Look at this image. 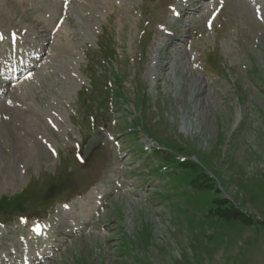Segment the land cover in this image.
Masks as SVG:
<instances>
[{"label": "rangeland", "instance_id": "rangeland-1", "mask_svg": "<svg viewBox=\"0 0 264 264\" xmlns=\"http://www.w3.org/2000/svg\"><path fill=\"white\" fill-rule=\"evenodd\" d=\"M179 1L0 0V264H264V0Z\"/></svg>", "mask_w": 264, "mask_h": 264}, {"label": "bare ground", "instance_id": "bare-ground-1", "mask_svg": "<svg viewBox=\"0 0 264 264\" xmlns=\"http://www.w3.org/2000/svg\"><path fill=\"white\" fill-rule=\"evenodd\" d=\"M200 2V1H199ZM213 3H214V1H212ZM203 3V2H202ZM179 8H176V9H178V13L176 14V12L172 15L173 17H175V24H178L180 21H182V18L185 16V14L188 12L187 10H189V8L190 9H193L194 10V14L193 15H195L196 14V12H198V10H197V8H195V7H189L190 6V3L188 2V3H186V1L185 0H180L179 1ZM262 4V3H261ZM176 6V5H175ZM196 6V5H195ZM262 6H264V5H262ZM259 7H261L260 6V4H259ZM202 10V9H201ZM187 11V12H186ZM184 12H186L185 14H184ZM181 13V14H180ZM180 14V15H179ZM193 15L192 16H189V19L192 21V17H193ZM176 18H177V21L178 22H176ZM194 19H195V16H194ZM160 40V39H159ZM154 60H155V62L157 63V61H158V56L157 55H155L154 54ZM185 128V127H184ZM38 228V227H37ZM40 228H42V227H40ZM45 232H48V229H45ZM33 234H35V235H37L38 236V233H33ZM51 234H49V235H47V236H42V234H40L38 237H39V239L38 240H40L41 242L43 241V243L46 241V240H48V237L50 236ZM26 243H29V242H26ZM30 244H32L31 242H30ZM33 245V244H32ZM22 246H20L19 247V252H20V255H24L25 253H26V251L29 253V255L27 256L28 257V259H30L29 261H27V260H24V262L26 263V264H31V258H30V256H31V253L33 254V253H35L34 251H31L30 250V248H29V246H24L25 248L24 249H22L21 248ZM45 248V247H44ZM23 250H25V251H23ZM40 250H42V248L40 247V248H38V250H37V252L38 251H40ZM13 252H14V250H13ZM39 254H40V252H38ZM35 254H37V253H35ZM27 261V262H26ZM24 262H22V263H24Z\"/></svg>", "mask_w": 264, "mask_h": 264}, {"label": "water", "instance_id": "water-1", "mask_svg": "<svg viewBox=\"0 0 264 264\" xmlns=\"http://www.w3.org/2000/svg\"><path fill=\"white\" fill-rule=\"evenodd\" d=\"M102 138L100 136H97L94 132L92 133V136L87 140L86 144L84 145L83 150V159H85L88 154L91 152L93 148H95L99 143H101Z\"/></svg>", "mask_w": 264, "mask_h": 264}, {"label": "snow or ice", "instance_id": "snow-or-ice-1", "mask_svg": "<svg viewBox=\"0 0 264 264\" xmlns=\"http://www.w3.org/2000/svg\"><path fill=\"white\" fill-rule=\"evenodd\" d=\"M210 23V25H211V21L209 22ZM67 207V206H66Z\"/></svg>", "mask_w": 264, "mask_h": 264}]
</instances>
